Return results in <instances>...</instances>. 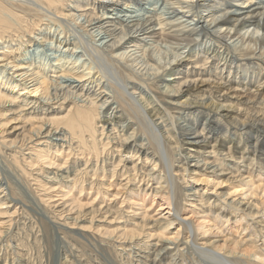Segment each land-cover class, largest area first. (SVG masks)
Returning <instances> with one entry per match:
<instances>
[{"label": "bare ground", "instance_id": "6f19581e", "mask_svg": "<svg viewBox=\"0 0 264 264\" xmlns=\"http://www.w3.org/2000/svg\"><path fill=\"white\" fill-rule=\"evenodd\" d=\"M251 25L264 30V0H0V152L53 218L123 264H182L189 245L197 264H264L252 171L264 168V37L241 33ZM1 180L6 264L23 197Z\"/></svg>", "mask_w": 264, "mask_h": 264}, {"label": "rangeland", "instance_id": "374dc122", "mask_svg": "<svg viewBox=\"0 0 264 264\" xmlns=\"http://www.w3.org/2000/svg\"><path fill=\"white\" fill-rule=\"evenodd\" d=\"M134 2L135 1H132V9L136 10L137 7L139 9L141 7L140 2L139 3H134ZM155 2L158 3L159 5L160 2L163 3V0H158V2L157 0H155ZM241 33L246 36H253L254 38H258V39L264 37V30L262 29V27L258 28L257 25L256 26L251 25L250 27L243 29ZM88 55L90 56V53ZM167 76H169V74L166 73L165 77ZM18 125L20 127L21 123H18ZM144 125L149 133L152 132V134H155L153 131H151V126L147 122L144 123ZM132 127H135L134 123L132 124ZM19 131L20 130H18L17 133ZM139 134L142 136L143 131L140 130ZM188 147H190V145L184 143L182 150L186 151ZM248 152H250V150H248ZM251 152H252L251 154H248L247 160L248 159L252 160L254 154H256L254 156L257 157V153H255L254 151ZM223 156H225L224 153L220 155V157ZM165 157L163 159L166 164L165 166H167L168 165L167 163H169L170 160L168 157L166 158ZM10 159L11 158H9L7 151L3 150V152H0V172L2 179L1 181L5 183L6 185L5 187H10L11 191L13 188H15L22 195L23 198L18 203L19 206H22V208H24L27 213L26 214L23 213L24 215L19 216L22 213L23 209L22 208L18 209L19 214L17 219L18 220L20 218L22 219L21 221H19L20 223L18 222L17 224H15L14 222L12 226L11 229L12 232L10 233L13 235L12 238L14 239L15 234L17 235L15 237V241L12 243L11 246L13 248L12 249L11 247L8 248L9 250L7 251L8 252L7 255H10V257L8 258L9 261L6 264L12 263L13 258H15L14 261L15 263L17 262L16 264H123L124 262L123 258L121 257L120 254H118V251L110 248V246L106 242H101L98 236L93 234L94 231L80 230L77 227H75V229H72L71 231V229L67 228L66 225L60 219L53 218V214L51 213L50 208H48L44 203L40 201V199L37 197L38 195H36L35 192L32 190L33 187L30 188V186L27 185L26 183L27 179L22 178L18 168H16L11 163ZM46 168L47 170L45 172L47 173L56 170L55 167L51 168V166ZM252 171L254 172L255 175H258L259 172L262 173V177H260V179L264 180V168H260L256 162L255 165H252ZM175 172L176 171H173L174 175H176ZM47 173H45L44 176L47 175ZM175 181L176 182L173 183V193H175V196L177 197L175 199L173 198L172 200L173 203L176 202L177 204H179L178 209H179V215L181 217L185 214V212H187V210L185 209V204L188 203H186L187 201L185 202L184 200V197L186 196L185 195L186 191L183 190L184 189L182 187L183 185L181 186V180L176 179ZM227 186L230 187V185H224V187H221L220 189L224 190L227 188ZM178 188L180 189V191L181 190L183 191V195L178 194L177 192ZM11 191H9L10 193L9 196H11ZM238 197L239 196H237V198ZM155 206L156 203L152 207V212H151L153 215H155V218H157L158 216L161 217L162 213L167 212V209L166 210L164 209L163 212L160 213L162 210H157L159 209L160 206L159 205H157L156 207ZM13 209L15 208L14 207L11 208V211ZM195 218L194 216H192L190 220L186 221V224L189 226V228L190 225L192 224L194 225L196 223ZM178 222L179 221H176V223L173 226H176ZM243 222L245 223V220H243ZM233 225H234V220L231 219V221L229 222V227L237 226V225L236 226ZM16 226L18 228H16ZM173 230H175L174 227ZM187 231L188 230H183V234H184L183 236L188 235ZM184 239H186V237H184ZM20 240L23 241L27 246L26 250L24 251L19 250L18 247L16 246V244L18 243L17 241ZM195 242L197 243V245H199L200 240L197 239ZM186 250L184 251V255H182L184 257L181 263L197 264V262L200 259L199 256L201 255L195 253L196 250L192 249L191 245H189V248ZM10 252L13 253L14 255L13 254L11 255ZM0 254H1L0 264H3L4 261L6 262L5 259L6 256H4L3 252H0ZM169 259L166 260L167 262L165 261V264L169 262ZM207 261H208L207 259L203 260L205 264L206 263L209 264Z\"/></svg>", "mask_w": 264, "mask_h": 264}]
</instances>
